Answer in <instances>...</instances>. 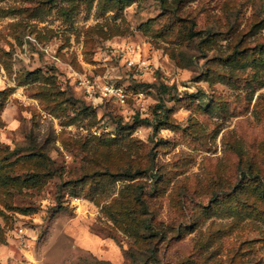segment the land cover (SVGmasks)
<instances>
[{
	"label": "rangeland",
	"instance_id": "1",
	"mask_svg": "<svg viewBox=\"0 0 264 264\" xmlns=\"http://www.w3.org/2000/svg\"><path fill=\"white\" fill-rule=\"evenodd\" d=\"M112 3L0 0V264H264V0Z\"/></svg>",
	"mask_w": 264,
	"mask_h": 264
},
{
	"label": "built area",
	"instance_id": "2",
	"mask_svg": "<svg viewBox=\"0 0 264 264\" xmlns=\"http://www.w3.org/2000/svg\"><path fill=\"white\" fill-rule=\"evenodd\" d=\"M112 50H116L120 54H126L127 61L126 63L128 66L135 67L138 70L146 71L150 67V63L143 59L141 56L137 59L140 52L133 46H126L124 49H119L117 47H111ZM76 83L78 87L81 88L85 95L89 99L96 100V99H114L115 101L124 102L126 101L127 97L129 96L127 89L123 85H118L112 82L108 76L106 79H98L93 75H88L87 73H78L76 76ZM146 94L143 91L138 92V97L145 98ZM20 245H26V238L24 237V228H20L19 234ZM1 254V252H0Z\"/></svg>",
	"mask_w": 264,
	"mask_h": 264
},
{
	"label": "trees",
	"instance_id": "3",
	"mask_svg": "<svg viewBox=\"0 0 264 264\" xmlns=\"http://www.w3.org/2000/svg\"><path fill=\"white\" fill-rule=\"evenodd\" d=\"M109 1H112L113 2L112 3L113 6H115V7H119V6H122L123 7L125 5H129V4H131L133 2V0H109ZM120 176H123V175H120ZM137 200L139 202H143L142 199H141V197H139V196H138ZM126 211H129V217H132V219H134V217L132 215V211H130V210H126ZM126 211H125V214H127ZM123 255H124V251H123ZM126 257L130 258L131 255H127ZM124 258H125V256H124Z\"/></svg>",
	"mask_w": 264,
	"mask_h": 264
},
{
	"label": "crops",
	"instance_id": "4",
	"mask_svg": "<svg viewBox=\"0 0 264 264\" xmlns=\"http://www.w3.org/2000/svg\"><path fill=\"white\" fill-rule=\"evenodd\" d=\"M0 252H1V254H2V252H3V254H4L5 249H3V247H0ZM0 257H1V255H0Z\"/></svg>",
	"mask_w": 264,
	"mask_h": 264
}]
</instances>
